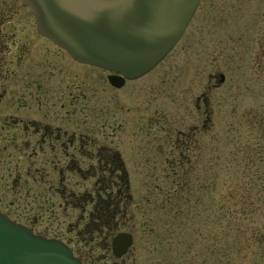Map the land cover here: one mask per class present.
<instances>
[{
	"label": "flooded vegetation",
	"instance_id": "1",
	"mask_svg": "<svg viewBox=\"0 0 264 264\" xmlns=\"http://www.w3.org/2000/svg\"><path fill=\"white\" fill-rule=\"evenodd\" d=\"M18 3L29 11L20 0H0L3 148L17 149L15 154L26 158L32 168L26 175L32 174L37 185L45 182L46 192L58 196L63 218L70 220L66 225L63 221L60 231L39 230L44 222L38 211L30 231L64 244L83 264H117L110 240L134 211V178L162 182L167 199L176 195L167 186L174 181L179 182L177 194L186 200L189 194L198 196L205 180L208 191L214 189L213 96L225 80L217 84L216 76L209 75L186 118L180 116L182 102L174 117L153 118L147 98L153 82L148 77L160 67L137 80H125L119 73L79 64L35 28L23 26ZM174 66L166 67L173 76L180 69ZM165 71L159 70L162 84ZM110 79L119 85L113 86ZM259 121L263 124L264 118ZM121 133L129 139L119 140ZM14 172L13 187L20 189V168ZM150 188L147 183L145 193ZM101 244L108 254L103 260L95 255Z\"/></svg>",
	"mask_w": 264,
	"mask_h": 264
},
{
	"label": "rangeland",
	"instance_id": "2",
	"mask_svg": "<svg viewBox=\"0 0 264 264\" xmlns=\"http://www.w3.org/2000/svg\"><path fill=\"white\" fill-rule=\"evenodd\" d=\"M227 1L201 0L182 40L164 59L165 63L158 65L160 69L166 70L165 83H161L160 69L148 77L149 82H153L147 95L149 112L153 118L174 117L180 102L183 103L180 116L184 117L192 112V100L202 92L209 75L222 74L225 77L224 86L216 89L213 96L216 144L214 189L203 195L200 193L202 196L194 212L184 218L176 231L174 242L165 246L157 244L155 237L163 231L167 232L170 221L162 216V212L154 209L164 195V185L160 181L146 182L134 178V211L129 213L127 219L130 221H126L120 229H115L112 235L128 233L133 236L134 242L129 253L121 259L124 261L117 260V264H227V258L216 253L217 248L223 250V246L217 245L215 240L217 205H225L227 194H246V188L242 187L249 182L264 189V138L261 139L264 127L259 126L260 117L264 118V0H243L241 4L235 5ZM15 7L21 24L34 28L30 12L19 3ZM174 65L180 67L175 76L166 68H173ZM2 109L3 105L0 111ZM2 121L3 117L0 116V126ZM118 139L126 141L129 137L121 133ZM17 151L3 148V129L0 127V214L33 231L39 211L44 222L39 224V230L49 231L53 228L60 231L63 221L66 225L70 220L66 221L67 216L63 218L62 210L58 209V196L46 192L45 182L37 185L39 181L34 180L32 174L26 175L32 172L31 165L26 158L15 154ZM16 166L21 171V176H18L20 189L13 187L17 179L14 172ZM257 167L263 171L260 177L263 181H259L255 170ZM147 183H151V188L145 193ZM255 192L252 190L248 198V205L257 212L252 222L255 227L251 224L249 227L257 228L259 232L251 242L252 252L247 257L229 258L234 264H264V199L260 198L254 203ZM261 192L264 193V190ZM145 205H150L151 209L146 211ZM224 207L230 214L233 209L240 208L239 204L234 208L231 204ZM149 217L156 218L153 220L155 224L149 230L150 234H145V222ZM98 247L95 255L103 260L108 254L103 250L104 245Z\"/></svg>",
	"mask_w": 264,
	"mask_h": 264
},
{
	"label": "water",
	"instance_id": "3",
	"mask_svg": "<svg viewBox=\"0 0 264 264\" xmlns=\"http://www.w3.org/2000/svg\"><path fill=\"white\" fill-rule=\"evenodd\" d=\"M22 1L33 11L39 33L74 60L119 72L130 80L145 75L171 51L200 2ZM220 79L223 82L222 76ZM110 82L119 85L115 79ZM130 245V237L119 236L113 243L116 257L123 255ZM0 264L80 263L62 244L34 237L0 214Z\"/></svg>",
	"mask_w": 264,
	"mask_h": 264
},
{
	"label": "trees",
	"instance_id": "4",
	"mask_svg": "<svg viewBox=\"0 0 264 264\" xmlns=\"http://www.w3.org/2000/svg\"><path fill=\"white\" fill-rule=\"evenodd\" d=\"M243 0H228L227 3H230L231 5H235L237 3L241 4ZM264 126V124H260L259 126ZM259 181H263L260 179V176H258ZM186 183L187 181H182ZM181 184V183H180ZM179 185V182H171L169 185V188L173 191L175 197H171L161 200L165 204V207L163 208V211H166L165 217L169 218L173 222V232L169 233V242L173 243L176 231H177V225L178 222H180V216L184 211L185 204H190L192 201H194L196 198H193V200L189 199V203L186 201L181 200V195L177 194L179 193V189L177 186ZM241 188V187H240ZM245 189L246 194H240L238 196L234 194H227L225 196V205L231 204L234 208V206L238 205L240 208L238 210L233 209V212L230 214L227 212V209L223 205H217L216 208V221L218 224V228L216 231L215 240L218 244H221L223 246V250L220 251L217 248L216 253L222 254L223 257L227 258L228 262L227 264H234L235 262L232 259H229L233 256H237L240 258L247 257L248 254L252 252L251 248V242L252 240L258 235V229L257 228H250L249 225L251 224L252 227H255L253 222L254 215H257V212L252 209L251 206L248 205V198L251 196L252 190L256 191L255 196H253L254 203H257L260 198L264 199V193L261 192V188L259 186L253 185L251 182H249L245 187H242ZM239 189V188H237ZM252 189V190H251ZM260 192V193H258ZM186 194V193H185ZM247 197V198H246ZM247 202V204H246ZM253 203V204H254ZM184 205V206H183ZM188 208V207H186ZM229 210V209H228ZM160 213V212H159ZM224 218L226 220H224ZM222 220L225 221V223L222 222ZM238 223V224H235ZM155 241L157 244H164L168 245L165 241V232L163 231L160 234H157L155 237ZM242 262V261H241ZM242 264V263H241Z\"/></svg>",
	"mask_w": 264,
	"mask_h": 264
}]
</instances>
